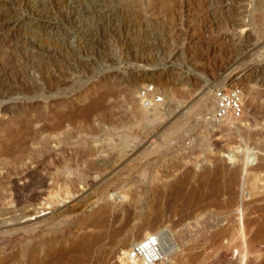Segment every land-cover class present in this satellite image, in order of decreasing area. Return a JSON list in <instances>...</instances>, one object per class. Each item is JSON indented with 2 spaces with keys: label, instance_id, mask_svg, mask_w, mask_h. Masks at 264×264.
Listing matches in <instances>:
<instances>
[{
  "label": "rangeland",
  "instance_id": "374dc122",
  "mask_svg": "<svg viewBox=\"0 0 264 264\" xmlns=\"http://www.w3.org/2000/svg\"><path fill=\"white\" fill-rule=\"evenodd\" d=\"M233 83L242 117L217 122ZM256 179L264 0H0V264H127L145 233L173 246L153 264L241 260L264 249Z\"/></svg>",
  "mask_w": 264,
  "mask_h": 264
},
{
  "label": "built area",
  "instance_id": "2783aa9c",
  "mask_svg": "<svg viewBox=\"0 0 264 264\" xmlns=\"http://www.w3.org/2000/svg\"><path fill=\"white\" fill-rule=\"evenodd\" d=\"M241 88L237 83L227 86L214 87L212 96L214 99V109L211 118L215 120L223 119L226 116L238 118L242 114L240 103ZM139 96L146 101L153 97L156 101H161L162 93L156 90L152 82L144 83L139 88ZM158 246L157 237L151 235L139 243L132 245L128 252V257L134 260H141L143 264H152L156 260V251Z\"/></svg>",
  "mask_w": 264,
  "mask_h": 264
},
{
  "label": "bare ground",
  "instance_id": "6f19581e",
  "mask_svg": "<svg viewBox=\"0 0 264 264\" xmlns=\"http://www.w3.org/2000/svg\"><path fill=\"white\" fill-rule=\"evenodd\" d=\"M208 99H209V97L206 95V94H204V96L202 97V103H203V105L204 106H206L208 103ZM146 101H148V102H145L144 100H141V102H140V107H141V110L142 111H147V107L149 106V105H151L153 102L151 101V100H146ZM240 102H241V104H242V94H240ZM155 105V104H154ZM157 106V105H156ZM152 107H154L153 105H152ZM207 107V106H206ZM214 107V106H213ZM154 108H156V107H154ZM229 116H226V117H224L222 120L224 121V120H226L227 118H228ZM241 117L242 116H240V117H238V118H232V119H234V120H239V119H241ZM231 118V117H230ZM213 120H215V119H213ZM221 120V119H220ZM11 121V120H10ZM219 120H217V122H218ZM12 149V148H11ZM7 151V150H6ZM219 172V171H218ZM258 176V175H257ZM207 179L205 180V182H206V184H205V186L207 185H210L211 184V180L209 179V177H206ZM214 181V180H213ZM256 181L259 183V182H261L262 183V181L264 182V180L262 179L261 181L259 180V179H256ZM213 185V184H212ZM214 185H215V182H214ZM263 185H264V183H263ZM263 187V186H262ZM179 189H180V187H179ZM182 189V188H181ZM210 189H211V187H210ZM239 189V188H238ZM242 189V188H241ZM261 190V187L260 188H258V190ZM264 190V189H263ZM182 191V190H181ZM176 193H178V194H180L179 193V190H177V188H176V191H175ZM175 192H174V194H175ZM255 192V191H254ZM176 195V194H175ZM158 218H160V213H156L155 214V219L157 220ZM244 222H246V221H244ZM104 223V222H103ZM261 223V222H260ZM102 224V220L101 219H94L93 221H91V223H90V226H92V227H98V226H100ZM246 224V223H245ZM250 226V225H249ZM111 227V226H110ZM258 227H256V229H257ZM261 230V229H260ZM260 230H258V232L256 233V235L255 236H253V238H250V239H252V241H251V243H250V246H248L249 244H247V243H249V240L246 242V243H242V256H243V258H241V260H238V259H240V258H238V259H234L233 260V258H232V260H227V256H225V255H223V256H221L220 258H219V260H218V262H216L217 264H223L224 262H228L227 264H246L247 262H249V261H247V262H245V259H248V260H250L251 262H253L254 264H258V262H260V264H264V260H263V262H262V257H263V250L262 249H259L258 248V244H257V241L263 236V234H262V232L260 231ZM233 231V230H232ZM235 233V232H234ZM233 234V233H232ZM145 235V236H144ZM143 235V239L142 240H140V241H137V242H135V243H139V242H141V241H143L145 238H148V237H150L151 235L150 234H148V233H145ZM153 235V234H152ZM239 235L243 238V237H245V234H243V232L241 233H239ZM154 236H156L157 237V240H158V246H157V251H156V260H159L160 258H162V257H166L165 255H168V254H170V251H172V245H171V247H168V249L167 248H163L162 247V240H163V235H159V234H156V235H154ZM237 236V235H236ZM88 237H81L80 239H79V241H77L75 244H74V246L75 247H79L82 243H85V240L87 239ZM239 238V237H238ZM244 241H245V239H244ZM243 241V242H244ZM134 243V244H135ZM133 243L132 244H130V247L132 246V245H134ZM165 244V243H164ZM169 246V245H168ZM237 248H239L240 249V246L239 247H237ZM86 249V248H85ZM130 249V248H129ZM129 249L125 252V255L123 256V259L126 261V263L127 264H143L142 263V261L141 260H139V259H137V260H134V259H130L129 257H128V252H129ZM236 249V248H235ZM75 250H76V248H75ZM80 250V249H79ZM84 250V249H83ZM233 250V249H232ZM74 251V250H73ZM238 251V250H237ZM69 252H72V251H70V249H69ZM75 252V251H74ZM77 252V251H76ZM80 252H81V250H80ZM84 252H85V250H84ZM87 252H89V250L87 251ZM58 253H59V251H58ZM62 253V252H61ZM67 254H68V251L66 252ZM241 253V252H240ZM60 254V253H59ZM66 254V255H67ZM80 254V253H79ZM56 255H58V254H56ZM240 255V254H239ZM66 257V256H65ZM72 257V258H71ZM70 258L71 259H73V256H71ZM240 257V256H239ZM51 257H49V259H50ZM54 258H56V256L54 257ZM51 259H53V258H51ZM57 259V258H56ZM59 259V258H58ZM62 259V258H61ZM218 259V258H217ZM60 260V259H59ZM74 260V259H73ZM155 260V261H156ZM50 261V260H49ZM53 261L55 262V259L54 260H52V263H53ZM58 261V260H57ZM68 261H70V263H72L71 262V260H68ZM67 261V262H68ZM208 261V260H207ZM250 262V263H251ZM49 263V262H48ZM51 263V262H50ZM66 263V262H65ZM65 263H63V264H65ZM215 263V264H216ZM225 263V264H226ZM252 263V264H253ZM31 264H41V262L39 261H36V260H32L31 261ZM45 264H46V262H45ZM55 264V263H54ZM60 264V263H59ZM67 264V263H66ZM153 264V263H152Z\"/></svg>",
  "mask_w": 264,
  "mask_h": 264
}]
</instances>
